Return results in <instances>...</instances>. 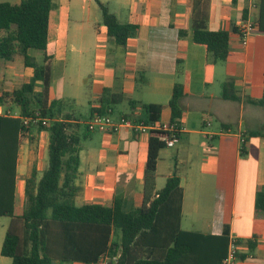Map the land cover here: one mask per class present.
<instances>
[{"label": "crops", "instance_id": "obj_1", "mask_svg": "<svg viewBox=\"0 0 264 264\" xmlns=\"http://www.w3.org/2000/svg\"><path fill=\"white\" fill-rule=\"evenodd\" d=\"M101 1L122 23L138 25L125 47L109 37L98 0H53L47 54L52 67L49 99L60 100L56 117H70L86 125L91 108L101 106L102 94L108 89L124 95L123 100L109 106L115 116L147 119L141 106L156 103L162 105L159 123L167 124L173 87L176 82L185 83L189 93L181 100V135L173 146H165L168 152L160 151L156 189L165 185L177 167L183 188L181 227L234 236L238 241L237 264H264V211L256 207L257 195L264 191V106L249 100L264 95V32L255 28L246 45L239 33L244 14L257 20L259 0H209L206 18L194 17V0ZM199 22L211 30L229 31L227 60H213L206 47L193 40V28ZM180 29L186 30L185 36L179 35ZM6 33L0 32V39ZM32 49L28 53L34 57ZM69 51L75 53L73 59L79 64L77 87L86 85L81 67L90 56V91L85 99L66 93ZM18 55L9 61L0 58V93L33 76L32 67L16 62ZM44 56L45 51L40 61L34 59L43 62ZM226 81L233 82L238 100L223 98ZM40 86L38 82V90ZM66 103L73 108L62 109ZM76 106H82L84 113L77 112ZM10 110L20 113L16 105ZM254 131L259 134L252 135ZM24 136L26 143L21 140L17 159V215L25 207L27 178L36 170L40 179L48 165V131L32 126ZM150 136L136 135L128 128L117 133L88 132L80 144L76 184L81 189L74 202L111 204L121 196L127 211L142 206ZM164 161L166 168L161 170ZM115 233L116 228L111 241L118 243L121 234L115 240ZM113 256L108 252L92 264H105Z\"/></svg>", "mask_w": 264, "mask_h": 264}, {"label": "trees", "instance_id": "obj_2", "mask_svg": "<svg viewBox=\"0 0 264 264\" xmlns=\"http://www.w3.org/2000/svg\"><path fill=\"white\" fill-rule=\"evenodd\" d=\"M102 19L108 35L125 47L138 25L122 23L108 5L101 0ZM259 16L255 26L264 32V0H259ZM53 0H21L19 3L0 2V29L6 35L0 39V58L13 60L22 55L33 76L19 87L0 93V104L5 113L0 115V216H9L10 223L1 248V254L10 257L11 264H54L81 261L97 263L108 252L118 255L109 264H222L229 247V235H212L181 227L183 188L181 172L175 167L165 185L157 190V164L161 149L166 143L151 135L144 171L142 206L132 210L123 208V197L111 204L90 203L77 205L74 197L80 191L76 178L80 165V144L90 132L87 124L74 122L70 117H56L60 100L49 99L52 67L47 54L49 44V18ZM209 0H194V17L206 18ZM247 16L244 14V19ZM172 25V23H171ZM180 29L179 35L185 36ZM230 33L224 29L211 30L201 22L193 28V40L206 47L215 61L227 60L230 55ZM45 51L43 62H37L28 50ZM184 47L181 46V50ZM182 57H178L180 64ZM40 82V89H37ZM185 83L176 82L170 99V122L180 126L183 115L181 100L188 95ZM223 98L238 100L232 81L223 86ZM124 99L121 93L102 94L103 103L91 108L106 113L109 106ZM249 100L264 106V95ZM133 106L138 104L131 101ZM16 105L19 115L8 114ZM148 122H160L162 105L141 106ZM40 112L47 124L30 127L49 133L48 165L40 179L33 170L26 180L25 207L21 215L15 213L17 159L21 138L30 131L23 125L21 116ZM259 134L258 131L251 132ZM181 135V134H179ZM242 152L244 153V147ZM256 207L264 211V191L259 192ZM121 229L120 242H112L113 229ZM30 244L28 252L25 245ZM239 254V253H238Z\"/></svg>", "mask_w": 264, "mask_h": 264}, {"label": "built area", "instance_id": "obj_3", "mask_svg": "<svg viewBox=\"0 0 264 264\" xmlns=\"http://www.w3.org/2000/svg\"><path fill=\"white\" fill-rule=\"evenodd\" d=\"M255 21L250 17L245 18L240 26L239 33L241 36V42L243 45L248 43L250 36L255 30ZM5 113V108L0 104V115ZM8 114H13L9 109ZM19 115V113H14ZM23 125L30 127L33 124H47L49 119L42 118L40 112H35L33 116H21ZM87 127L89 131H101L106 133H117L122 128H128L136 135L150 134L156 135L162 139L167 146H173L178 140L181 134V127L174 123L160 124L159 122H148L146 119H136L128 115L122 114L115 116L111 108L106 113L95 112L87 121ZM238 241L234 236L229 238L228 252L222 261V264H237L238 262ZM118 255L113 256L111 260H105V264H109L112 261H117Z\"/></svg>", "mask_w": 264, "mask_h": 264}, {"label": "rangeland", "instance_id": "obj_4", "mask_svg": "<svg viewBox=\"0 0 264 264\" xmlns=\"http://www.w3.org/2000/svg\"><path fill=\"white\" fill-rule=\"evenodd\" d=\"M1 1H8L11 3H14L15 0H0ZM114 3V0L111 2ZM112 8H114V6L111 5ZM4 30L0 29V32H2ZM42 50L39 49H32V55L34 57H37V61H40V57L42 56ZM74 52L73 51H69L68 52V61H67V69H66V77H65V90L66 93H69L70 95H75L78 97H81L82 99H85V97L88 95L89 91H90V86H88L90 84V73H89V69H90V56L87 55L86 56V60L83 62V65L81 67V73H82V78L83 80L86 82L85 84H78L77 87V83L76 81L81 77L78 75V70H79V64L77 61H74ZM16 62L18 63H22L24 62L23 60V56L18 55L16 57ZM82 81V80H81ZM73 108V105H71V103H66L64 105V107L62 109L64 110H69ZM17 109L19 110L18 106ZM75 110H77V112L79 111V113H84V109L82 108V106H76L74 107ZM36 127V126H35ZM35 138H33L32 140L34 141ZM26 136H23L22 138V143H26ZM162 152H168L166 147H164L163 149H161V153ZM162 165L160 166L161 170H163L164 168H166V161L161 163ZM165 170V169H164ZM10 217L9 216H0V264H11L12 260L10 257L4 256L1 254V248H2V244L4 241V237L6 234V231L8 229L9 223H10ZM121 234V229L120 228H116V233L114 235L115 240L118 239V236H120ZM30 249V244L25 245V251L28 252ZM54 264H57L54 261ZM66 264H71V263H66Z\"/></svg>", "mask_w": 264, "mask_h": 264}]
</instances>
